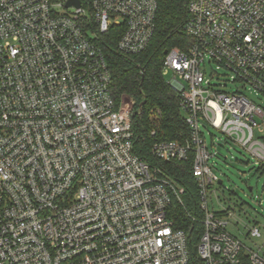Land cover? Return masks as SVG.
Here are the masks:
<instances>
[{
	"label": "built area",
	"instance_id": "1",
	"mask_svg": "<svg viewBox=\"0 0 264 264\" xmlns=\"http://www.w3.org/2000/svg\"><path fill=\"white\" fill-rule=\"evenodd\" d=\"M69 1L0 0V264H189L188 234L171 215L185 189L135 154V103L114 96L98 41L118 28L121 54L144 52L157 0ZM187 10L191 42L166 52L162 74L191 135L153 154L192 161L204 264H264L229 231L238 212L211 198L224 184L212 161L227 160L220 147L237 145L264 173V0H188Z\"/></svg>",
	"mask_w": 264,
	"mask_h": 264
},
{
	"label": "trees",
	"instance_id": "2",
	"mask_svg": "<svg viewBox=\"0 0 264 264\" xmlns=\"http://www.w3.org/2000/svg\"><path fill=\"white\" fill-rule=\"evenodd\" d=\"M155 33L149 47L141 54L126 56L117 50L121 29L113 28L98 41L103 48L112 73V91L118 101L128 96L135 103L132 127L135 135L134 152L185 189L182 204L175 202L172 213L178 228L188 234L189 264H204L195 253L202 225L192 220L202 218L198 212L199 190L192 173V161L164 163L153 154L156 143L190 138L191 129L180 106V97L166 82L162 68L166 52L184 49L191 39L184 33L188 20V0H157Z\"/></svg>",
	"mask_w": 264,
	"mask_h": 264
},
{
	"label": "rangeland",
	"instance_id": "3",
	"mask_svg": "<svg viewBox=\"0 0 264 264\" xmlns=\"http://www.w3.org/2000/svg\"><path fill=\"white\" fill-rule=\"evenodd\" d=\"M212 71H216V65L212 67L208 65L207 75L211 76ZM165 79L169 83L172 75L165 76ZM227 86V90H230L236 85L228 84ZM251 98L258 105L263 104L262 99L254 95H251ZM259 123L262 124V121L259 120ZM202 129L209 145L213 140L218 144L224 141L225 137L219 132L210 128L207 130L202 127ZM219 150L223 157H227V160L215 158L212 161L217 163L216 173L224 184L222 187L216 186V192L211 198L217 210L230 207L238 212L241 222L239 225L232 223L228 227L229 231L246 247L264 256V173L257 171L258 166L254 164L255 160L237 145L231 144L229 151L222 147ZM256 226L260 229L261 236L251 237L249 229Z\"/></svg>",
	"mask_w": 264,
	"mask_h": 264
},
{
	"label": "water",
	"instance_id": "4",
	"mask_svg": "<svg viewBox=\"0 0 264 264\" xmlns=\"http://www.w3.org/2000/svg\"><path fill=\"white\" fill-rule=\"evenodd\" d=\"M72 5H75V6H77V7H80V1H78V0H71V1H69V3L67 4V6H72ZM223 183V181L221 180L220 181V184H222ZM250 191H252V188H250ZM195 253L198 255V251H197V247L195 248ZM198 257H199V255H198ZM200 258V257H199Z\"/></svg>",
	"mask_w": 264,
	"mask_h": 264
}]
</instances>
